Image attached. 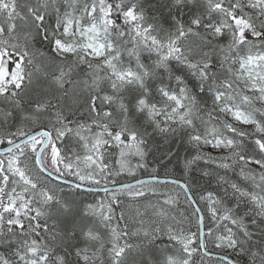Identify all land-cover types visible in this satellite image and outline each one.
<instances>
[{"label":"snow or ice","instance_id":"1","mask_svg":"<svg viewBox=\"0 0 264 264\" xmlns=\"http://www.w3.org/2000/svg\"><path fill=\"white\" fill-rule=\"evenodd\" d=\"M0 264H264V0H0Z\"/></svg>","mask_w":264,"mask_h":264},{"label":"trees","instance_id":"2","mask_svg":"<svg viewBox=\"0 0 264 264\" xmlns=\"http://www.w3.org/2000/svg\"><path fill=\"white\" fill-rule=\"evenodd\" d=\"M181 151H183V150H181Z\"/></svg>","mask_w":264,"mask_h":264}]
</instances>
